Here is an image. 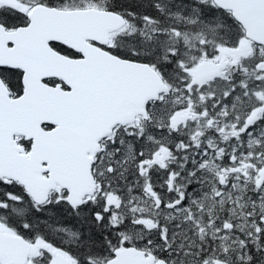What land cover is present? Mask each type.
I'll return each mask as SVG.
<instances>
[{"label": "snow or ice", "instance_id": "snow-or-ice-1", "mask_svg": "<svg viewBox=\"0 0 264 264\" xmlns=\"http://www.w3.org/2000/svg\"><path fill=\"white\" fill-rule=\"evenodd\" d=\"M0 264H264V0H0Z\"/></svg>", "mask_w": 264, "mask_h": 264}]
</instances>
